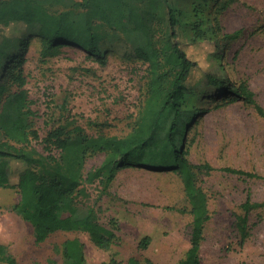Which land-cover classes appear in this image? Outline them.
I'll list each match as a JSON object with an SVG mask.
<instances>
[{
    "label": "rangeland",
    "instance_id": "374dc122",
    "mask_svg": "<svg viewBox=\"0 0 264 264\" xmlns=\"http://www.w3.org/2000/svg\"><path fill=\"white\" fill-rule=\"evenodd\" d=\"M205 1L216 26L215 40L225 44L223 60L211 48L224 86L227 81L247 86L253 103H227L234 99L233 95H210L205 103H198L204 111L186 132L189 163L213 169L196 171V184L206 195L209 211L200 264H264V207L246 215L244 239L236 227L237 219L244 216L241 206L247 199L264 203V117L260 114H264V0ZM193 4L194 0H155L153 7L154 1L146 0L136 5L144 12L155 8L151 31L159 48L170 34L168 10L179 13L184 29ZM69 6L66 1L47 9L59 13ZM37 29L31 28L20 67L27 80L29 108L35 114L33 125L39 136L32 146L46 154L43 141L52 129L66 122L75 123L92 137L123 138L130 134L147 97L149 74L148 65L136 57L123 35L99 26L104 51L101 62L71 46L52 49V55L44 56ZM5 36H17L16 31L0 30V50L7 53L14 47L17 52L16 43ZM180 42L185 43L182 39ZM187 51L194 62L203 64L204 52L199 50L200 58L195 47ZM4 75L0 66V84L7 79L3 80ZM102 158H90L85 172L98 167ZM20 165L11 162L13 176ZM225 169L250 173L256 178ZM85 188L89 198L81 201L78 217L85 215L83 207L88 206L94 209L102 226L111 229L116 225L113 231L117 241L108 251L95 247L84 233L58 232L36 244L32 227L12 211L20 200L18 191L0 188V244L8 248L17 264H61L59 247L73 238L84 245L85 264H128L131 258L140 264L147 260L152 264H180L184 259L190 248L192 217L177 173L128 167L116 174L105 193L100 194L98 183ZM145 237L150 242L143 249L139 244Z\"/></svg>",
    "mask_w": 264,
    "mask_h": 264
},
{
    "label": "trees",
    "instance_id": "16d2710c",
    "mask_svg": "<svg viewBox=\"0 0 264 264\" xmlns=\"http://www.w3.org/2000/svg\"><path fill=\"white\" fill-rule=\"evenodd\" d=\"M66 1L70 3L69 9L59 13L47 9ZM140 1L146 0H0V30L16 31L17 36L5 38L16 43L18 50L14 47L7 53L0 50V66L5 70L3 80L8 79L0 84V188L18 191L20 200L12 211L32 227L36 244L58 232L84 233L95 247L108 251L117 241L113 231L116 225L111 229L102 226L94 209L88 206L83 207L85 215L78 217L81 201L89 198L85 186L98 183L100 194L105 193L116 174L128 167L173 171L182 182L192 217L190 248L180 264H200L203 228L209 220V211L206 195L196 184V171L213 169L189 163L186 132L204 111L198 103H205L210 95L230 94L234 99L227 103L243 100L252 104L253 94L247 86H236L230 81L224 86L221 68L214 63L211 48L223 60L225 44L215 40L217 30L208 2L194 0L184 29L178 20L179 13L169 9L170 34L158 48L151 31L155 8L141 11L136 5ZM152 1L151 6L156 7L155 0ZM32 26L38 27L36 35L44 56L52 49L71 46L101 62L104 51L99 26L123 35L136 57L148 65L149 74L147 97L130 134L123 138L92 137L75 123L66 122L48 133L43 141L46 154L32 146L39 136L33 125L35 114L29 108L27 80L20 70ZM186 47H195L200 58L199 50L205 53L202 65L191 59ZM16 71L19 72L15 74ZM260 114L264 117L262 111ZM96 155L103 157L100 165L85 172L87 161ZM11 162L21 164L14 176ZM224 171L256 178L243 171ZM262 207L264 203H251L249 199L241 206L244 216L237 219L236 227L242 239L246 237V215ZM149 242L145 237L139 247L145 249ZM59 248L61 264H85L84 245L78 238L65 240ZM0 264H17L2 244ZM128 264L140 263L131 258ZM145 264L152 262L147 260Z\"/></svg>",
    "mask_w": 264,
    "mask_h": 264
}]
</instances>
